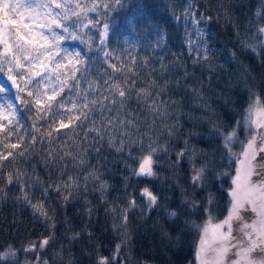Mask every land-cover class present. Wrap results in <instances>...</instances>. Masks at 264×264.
Returning a JSON list of instances; mask_svg holds the SVG:
<instances>
[{
    "label": "trees",
    "instance_id": "1",
    "mask_svg": "<svg viewBox=\"0 0 264 264\" xmlns=\"http://www.w3.org/2000/svg\"><path fill=\"white\" fill-rule=\"evenodd\" d=\"M80 2L90 5V0ZM261 3L262 0H121L120 4L112 3L107 17H99L102 21L107 19L110 24L106 50L119 58L110 62L118 67L121 64L134 67L137 73L133 78L135 90L144 87L157 92L153 99L161 105L170 106L168 115L178 117L174 123L182 128L183 136L173 137L172 144L182 147V140L194 131L198 135L192 138V146L212 154L210 158L214 159L215 172L230 173L219 179L209 178L220 188V191L209 189L215 197L211 207L213 222L221 221L228 215L231 197L227 190L232 187L231 173L237 166V163H230L219 155L221 141L214 129L235 126L246 114L255 96H259L264 103V95H261L264 93V85L261 84L264 81V50L257 46L253 52L243 48L239 42L250 40L257 27L264 26V19L255 15ZM190 4L193 5L191 9L188 7ZM189 10L197 17L204 14L211 18L199 24L208 34L206 38L211 53L207 61L194 63L196 53L189 51V35L186 33L190 24L184 19V13ZM88 15L97 16L98 13L89 12ZM96 35L95 28L91 32L83 30L82 40L64 43L70 48L83 49L91 57L87 80L81 85L84 88L88 82L102 83L100 77L106 72L121 80L130 75L126 68L123 72H114L104 63L103 54L97 55L99 42ZM89 44H92L91 51ZM233 51L242 54L234 59L231 55ZM36 71L42 72L43 69L37 66ZM8 83L11 84V81ZM12 91L16 92L15 86ZM198 92L202 94L200 97ZM114 107L119 109V117L115 112H105L104 115L113 120H135L138 124L152 122V114L143 102L137 103L135 97L124 106ZM60 111L64 112V109ZM23 115L22 125L45 124L43 120H34L35 110L24 108ZM101 119L100 113H96L85 123L95 120L99 126ZM164 122L168 123L167 117ZM153 127L157 132L162 130L160 119ZM73 128L75 123L61 129L60 133H53L61 137L55 147L62 153L73 154L65 156L60 166L67 175L79 177L81 185L80 191L70 189L72 195L68 201H64L62 195L53 189H49L47 197L41 196L44 188L60 177L56 168L50 163L46 165L44 157L50 147L47 141L36 145L33 154L25 153L24 157L17 158L6 170L19 172L21 181H29L23 189L15 181L8 184L6 178L0 180V252L6 251L9 246L17 251L16 258L9 257L3 264H25V261L31 264L34 254L21 249L30 241L38 242L49 235L55 239L41 253L49 264H95L98 254L111 256L117 244H121L119 264H195L199 234L196 228L191 227V222L203 223L201 214L182 216L179 222L168 218V210L174 208L188 191L189 174L185 168L174 171L171 165L162 162L157 178H136L132 176V167L136 166L137 160L129 153L134 157L141 155L139 144H132L139 137L132 136L126 141L131 147L120 152L116 150L115 143L109 144L110 137L113 141L119 140L118 134H109L97 144L92 139L94 132H88L87 128L76 129L77 135L72 132ZM20 130L24 132L23 126ZM65 132L69 135L63 136ZM86 132L87 139L84 138ZM246 134V131L239 132L238 141L241 142ZM160 139L167 138L160 136ZM233 147L236 148L233 149L235 159L240 147L237 144ZM4 150L0 143V151ZM80 156L86 158L83 163ZM85 168L99 174L105 185L103 192L94 187L98 181L91 179L87 190H83L84 176L88 175L83 170ZM146 186L158 197L157 206L150 211L140 195ZM22 190L29 193L32 204L43 203L48 211L47 218L24 202ZM133 198L137 206L127 208L128 201ZM113 208L121 211L114 214L111 211ZM125 210L128 223L121 232L120 217ZM74 233H80V236L71 239Z\"/></svg>",
    "mask_w": 264,
    "mask_h": 264
},
{
    "label": "snow or ice",
    "instance_id": "2",
    "mask_svg": "<svg viewBox=\"0 0 264 264\" xmlns=\"http://www.w3.org/2000/svg\"><path fill=\"white\" fill-rule=\"evenodd\" d=\"M112 3L120 4L121 0H109V2L90 0V5L81 3L80 0H76L75 3L72 0H0V134H2L0 143L5 149L0 151V180L6 178L8 184L15 181L21 184L23 189L29 181H21L19 172L6 170L17 158L24 157L25 153L33 154L36 145H43L47 141L50 147L44 157L46 165L50 163L51 167L56 168L60 172V177L49 183L41 196L47 197L49 189H53L62 195L64 201H68L72 195L70 189L75 188L80 191L81 185L79 177L67 175L60 166L65 156L73 154L62 153L58 147H55L56 141L61 137L54 136L53 133H60L61 129L69 128L75 123L73 133H76V129L87 128L88 132L95 133L92 139L96 140L97 144L109 134L112 136L118 134L119 140L113 141L110 137L109 144L115 143L116 150L120 152L131 147L126 141L132 136H137L139 139L132 141V144H139L141 155L134 157L131 152L129 153L130 157L137 160L136 166L132 167V176L147 180L155 179L159 175V166L162 162L171 165L174 171L184 167L189 174L188 191L183 194V198L174 208L168 210V218L179 222L182 216L201 214L203 223L191 222V227L196 228L199 234L196 253L199 264H207L206 258H202V253L207 250L206 244L213 245L211 251L215 253L214 264H224V257L229 248L233 249V254L228 258V264H264V156H260L257 160V154L264 153V119L253 118L264 117V105L260 97L253 98V103L249 105L246 114L236 122L235 126L214 129L217 138L221 141L219 155L227 158L230 163H237L238 166L231 173L232 187L227 190L231 197L228 215L221 221L213 222L211 207L215 197L209 189L216 188V191H220V188L209 178L219 179L230 173L215 172L214 159L210 158L212 154L192 146V138L198 135L194 131L189 132L182 140V147L177 148L173 145L172 138L183 136V131L174 123L178 117L168 115L171 107L161 105L153 99L158 93L150 88L141 87L139 91L135 90L133 78L137 73L134 67H129L127 64L118 67L116 63L110 62L119 58L106 50L110 24L107 19L102 21L99 17H107ZM188 7L191 9L193 5L190 4ZM89 12L98 15L89 16ZM255 15L264 19V0ZM184 19L186 23L189 21L192 23L197 37L200 38V43L195 47L189 41L190 53H196L194 63L200 60L207 61L211 53L208 40L205 39L208 34L198 25L211 18L204 14L197 17L189 10L184 13ZM93 28L98 33L97 55L102 53L104 63H107L114 72H123L126 68L127 74H130H126V79L121 80L120 77H114L112 73L106 72L100 77L102 83L88 82L86 88L81 86L82 81L87 80L91 57L83 49H70L65 47L64 43L68 40H82L83 30L91 32ZM237 37L239 39V33ZM239 42L243 48L253 52L257 50V46L264 50V26H258L250 40ZM91 50L92 44H89V51ZM238 54L242 53L237 51L231 53L234 59ZM132 64L135 65L134 59ZM37 66L43 71H36ZM8 81H11V84ZM261 84L264 85V81H261ZM13 86L16 88L15 93L12 91ZM21 93L24 95H20ZM201 95L197 93L198 97ZM133 97L137 103L143 102L152 114L151 124H138L130 119L113 120L104 115L105 112H115L119 117V109L114 106H124ZM24 108L35 110L34 120H43L45 124L22 125ZM61 109H64V112H61ZM96 113H100L102 117L99 126L96 125L95 120L90 124L85 123ZM165 117L167 124L164 122ZM157 119H160L162 128L160 132L153 127ZM22 126L23 133L20 130ZM142 128L146 130L141 131ZM245 130L249 138L246 142L238 141L239 132ZM68 135L67 132L63 133V136ZM257 135L260 137L259 142ZM160 136L167 139L161 140ZM84 138H88L87 132L84 133ZM238 142L241 144V152L240 156L234 159L233 146ZM96 150L99 151V147ZM79 159L83 163L86 158L80 156ZM83 170L88 173L84 176L83 190H87L91 179L98 181L94 187L103 192L105 185L99 174L91 168ZM254 174L260 179L251 180L250 177ZM21 195L24 202L30 204L36 213L48 217V211L42 202L32 204L29 193L23 190ZM140 195L146 201L148 211L157 206L158 197L147 186L141 190ZM249 205L253 212H258L260 219L245 223L241 217V210H247ZM136 206L134 198L128 201L127 208ZM111 211L115 214L121 210L113 208ZM89 213H91L90 209ZM234 219L241 221L235 226L237 229L235 236L232 224ZM120 220L119 230L124 232L128 223L126 210ZM113 227L115 228L116 225L114 224ZM79 236L80 233H74L71 239H77ZM54 239V236L49 235L38 242L30 241L21 251L34 254L31 264H49V260L41 253ZM224 241L228 242L227 245L222 243ZM120 249L121 244H117L111 256L98 254L95 264H119ZM9 257H17V251L11 246L6 251L0 252V264ZM25 264L28 262L25 261Z\"/></svg>",
    "mask_w": 264,
    "mask_h": 264
},
{
    "label": "rangeland",
    "instance_id": "3",
    "mask_svg": "<svg viewBox=\"0 0 264 264\" xmlns=\"http://www.w3.org/2000/svg\"><path fill=\"white\" fill-rule=\"evenodd\" d=\"M189 24H190L189 25V30H188V33H187L189 35V37L187 38L188 46H189V41H191L192 42V46L195 47V46H197L200 43V38L197 37L196 32L194 31L192 23L190 21H189ZM198 27L203 29L202 26L198 25ZM205 39H207V38L205 37ZM64 46L70 48L68 45H64ZM40 69H42V68H40ZM41 87H42V91H43L44 90L43 86H41ZM260 100H261V98H260ZM261 102H262V100H261ZM262 105H264L263 102H262ZM253 118L254 119H264V117H259V116H254ZM246 133H247V131H246ZM248 138H249L248 134H246L245 138L241 142H246ZM259 139H260V137H259V135H257V142H259ZM237 145H239V147H240L239 152H238V157H239L240 156V152H241V144L238 142ZM233 149L235 150L236 148L233 147ZM260 156H264V153H258L257 154V160H259ZM236 157H237V154H236ZM237 166H238V164H237ZM250 179L253 180V181H256V180H259L260 178L257 175L254 174L253 176L250 177ZM241 217L244 219L245 223L255 222V221H258L260 219V217L258 215V212H253L251 210V206L250 205L247 207V210H244V209L241 210ZM240 223H241V221L236 220V219H234L232 221V224H233V235L234 236L237 235V229H236L235 226L237 224H240ZM217 243H221V242L217 241ZM222 243L224 245H227L228 242L224 241ZM212 247H213V245H207L206 244V249L207 250H206L205 253H202V258H206L207 264H214L215 253H213L211 251ZM232 254H233V249L229 248V251L225 254V257H224V264H227L228 258L231 257ZM195 264H199L197 259L195 261Z\"/></svg>",
    "mask_w": 264,
    "mask_h": 264
}]
</instances>
